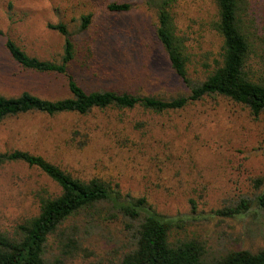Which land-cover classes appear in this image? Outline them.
Returning <instances> with one entry per match:
<instances>
[{
  "label": "rangeland",
  "instance_id": "obj_1",
  "mask_svg": "<svg viewBox=\"0 0 264 264\" xmlns=\"http://www.w3.org/2000/svg\"><path fill=\"white\" fill-rule=\"evenodd\" d=\"M111 3L131 8L109 12ZM250 5L262 29L264 0H250ZM175 6L192 54L188 72L201 77L220 47L210 28L214 4L176 0ZM87 14L89 25L81 31L80 17ZM59 22L73 33L75 55L68 72L85 91L111 88L161 97L185 92L155 37L157 21L144 0H0V95L69 96L65 76L22 70L4 48L10 39L30 56L59 60L63 39L47 27ZM12 150L28 151L82 179L98 177L146 197L158 213L183 216L185 232L211 251L264 246L261 216L217 214L250 195L253 181L264 176V115L254 119L228 101L206 99L163 115L127 111L120 121L113 111L10 117L0 123V153ZM43 192L55 196L60 189L35 167L21 162L1 166L0 231L10 233L35 214ZM89 243L87 256L66 264L115 262L126 238L121 225L113 223L102 225Z\"/></svg>",
  "mask_w": 264,
  "mask_h": 264
},
{
  "label": "trees",
  "instance_id": "obj_2",
  "mask_svg": "<svg viewBox=\"0 0 264 264\" xmlns=\"http://www.w3.org/2000/svg\"><path fill=\"white\" fill-rule=\"evenodd\" d=\"M212 2L210 28L219 37L220 47L204 74L193 78L188 72L192 54L188 38L177 24L176 0H144L157 21L155 37L185 89L168 97L111 88L85 91L68 72L75 50L73 33L63 22L47 26L63 39L59 60L30 56L7 39L4 48L16 65L38 74L65 76L69 96L48 100L29 92L11 97L0 95V123L30 113L53 117L106 111L115 112L120 121L127 111L163 115L206 99L238 105L254 119L263 116L264 27L259 29L251 16L250 0ZM130 8L128 3L107 5V10L114 13ZM80 22L79 29L83 31L89 25L90 14L82 15ZM13 162L37 168L60 192L55 196L41 193L35 214L17 223L10 233L0 231V264H66L81 254L87 256L90 238L102 230V225L113 223L121 225L126 243L120 257L110 264H264V246L211 251L204 241L185 232L183 216L158 213L146 197L123 192L118 183L98 177L82 179L28 151L0 153V167ZM189 203L195 212L194 202ZM252 212L264 219V176L253 181L250 195L224 206L217 214L233 218Z\"/></svg>",
  "mask_w": 264,
  "mask_h": 264
}]
</instances>
